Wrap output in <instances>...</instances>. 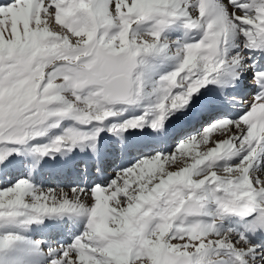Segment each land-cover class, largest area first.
<instances>
[{
	"label": "snow or ice",
	"instance_id": "6c2138e0",
	"mask_svg": "<svg viewBox=\"0 0 264 264\" xmlns=\"http://www.w3.org/2000/svg\"><path fill=\"white\" fill-rule=\"evenodd\" d=\"M0 264H264V0H0Z\"/></svg>",
	"mask_w": 264,
	"mask_h": 264
},
{
	"label": "bare ground",
	"instance_id": "6f19581e",
	"mask_svg": "<svg viewBox=\"0 0 264 264\" xmlns=\"http://www.w3.org/2000/svg\"><path fill=\"white\" fill-rule=\"evenodd\" d=\"M172 67V65L171 64H168L167 66H166V70L167 69H170Z\"/></svg>",
	"mask_w": 264,
	"mask_h": 264
}]
</instances>
